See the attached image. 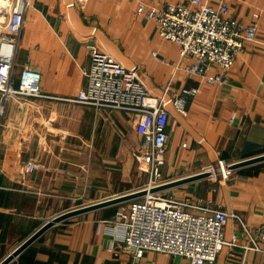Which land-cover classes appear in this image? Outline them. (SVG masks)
Wrapping results in <instances>:
<instances>
[{"label": "crops", "instance_id": "1", "mask_svg": "<svg viewBox=\"0 0 264 264\" xmlns=\"http://www.w3.org/2000/svg\"><path fill=\"white\" fill-rule=\"evenodd\" d=\"M155 7L189 0H144ZM213 6L216 0H208ZM73 4V5H72ZM137 0H31L17 55L15 84L28 67L42 75L45 97L10 96L0 117V263L43 224L86 205L142 189L149 174L138 163L145 134L136 114L75 103L86 85L90 47L137 66L151 92L166 99L192 90L183 110L172 103L162 180L199 173L218 162L232 166L264 154V0H240L231 15L248 24L260 14L256 42L248 43L222 84L188 72L189 58L162 40ZM154 52L157 54L155 55ZM1 100V95H0ZM42 168L20 176L24 161ZM221 204L252 231L264 222V161L233 168L226 180L207 177L160 191ZM139 199V198H137ZM134 201V200H131ZM131 201L59 222L9 264H187L168 253L127 250L116 213ZM226 245L214 264H264V242L246 250L236 220L224 230Z\"/></svg>", "mask_w": 264, "mask_h": 264}, {"label": "built area", "instance_id": "2", "mask_svg": "<svg viewBox=\"0 0 264 264\" xmlns=\"http://www.w3.org/2000/svg\"><path fill=\"white\" fill-rule=\"evenodd\" d=\"M1 1L0 117L4 102L10 96L45 97L41 91L42 75L38 71L23 68L15 84L17 55L31 0ZM216 1L215 6L208 0H189L159 8L137 0L145 17L155 23L158 36L177 44L182 59L192 60L186 67L188 72L210 84H222L229 78L240 52L248 43L257 41L260 25L258 13L246 25L231 15V5L240 0ZM89 51L90 68L84 72L86 85L70 101L99 110L136 114L139 130L146 135L137 160L149 174V181L142 188L148 192L131 201L128 208L118 211L114 217V223L122 226L126 249L136 258L146 251H154L182 258L187 264H214L226 245H236V238L228 241L224 234L228 221L236 220L248 238L245 249L258 250V243L264 242V222L252 231L237 214L225 211L221 204L149 192L165 183L160 166L168 141L167 105L172 103L183 110L186 99L194 92L183 90L182 95L170 99L155 95L137 66L126 67L97 46H91ZM41 168L39 161L28 159L21 165L20 176L24 178ZM202 171L216 181L229 179L233 174L231 166L223 161L218 162V170L210 165Z\"/></svg>", "mask_w": 264, "mask_h": 264}, {"label": "water", "instance_id": "3", "mask_svg": "<svg viewBox=\"0 0 264 264\" xmlns=\"http://www.w3.org/2000/svg\"><path fill=\"white\" fill-rule=\"evenodd\" d=\"M260 161H264V154L257 156V157H254V158L243 160V161L238 162L236 164H233L231 166V168L235 169V168H238L241 166L253 164L256 162H260ZM207 176H208V173H206V172L199 173V174H196L193 176H189L186 178H182L179 180H174L171 182L161 184L159 186H156V187L150 189L149 192H160V191L169 189V187L170 188L176 187V186H179V185H182V184H185L188 182H192V181H195V180L207 177ZM147 192H148V190H145V189L136 190L134 192L122 194V195L116 196L114 198L106 199V200H103L101 202L86 205V206L76 208L73 210H69V211L64 212L62 214H59V215L55 216L54 218H52L51 220L47 221L45 224H43L36 232H34L21 245H19V247H17L4 260H2L0 264H9L26 247H28L31 243H33L36 239H38L44 232H46L48 229H50L52 226H54L55 224H57L59 222H62L64 220L71 218V217H74V216H78L79 214H82V213H87L88 211H91V210H95V209H99V208H103V207H107V206H112V205H117L119 203L131 201V200H135V199L137 200V198L142 197L143 195L147 194Z\"/></svg>", "mask_w": 264, "mask_h": 264}, {"label": "bare ground", "instance_id": "4", "mask_svg": "<svg viewBox=\"0 0 264 264\" xmlns=\"http://www.w3.org/2000/svg\"><path fill=\"white\" fill-rule=\"evenodd\" d=\"M3 4V2L0 0V5ZM0 20H3V16H0Z\"/></svg>", "mask_w": 264, "mask_h": 264}, {"label": "rangeland", "instance_id": "5", "mask_svg": "<svg viewBox=\"0 0 264 264\" xmlns=\"http://www.w3.org/2000/svg\"><path fill=\"white\" fill-rule=\"evenodd\" d=\"M141 190V189H140ZM130 193V192H129ZM125 194H127V193H125ZM120 195H122V194H120Z\"/></svg>", "mask_w": 264, "mask_h": 264}]
</instances>
